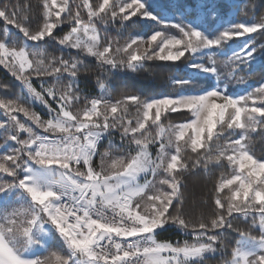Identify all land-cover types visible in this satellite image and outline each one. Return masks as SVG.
<instances>
[{
	"label": "snow or ice",
	"instance_id": "obj_1",
	"mask_svg": "<svg viewBox=\"0 0 264 264\" xmlns=\"http://www.w3.org/2000/svg\"><path fill=\"white\" fill-rule=\"evenodd\" d=\"M157 4L159 12L148 0L0 5V65L21 89L0 98V264H264V154L255 151L257 137L264 143V44L257 55L252 35L264 38V3L248 0L250 18L227 26L235 0H196L192 12L182 0ZM140 21L155 23L150 35L123 43L109 35L122 39ZM242 37L239 51L220 53L222 72L215 50ZM177 61L192 76L173 70L165 83L191 94L123 90L121 73ZM93 75L99 94L87 95L81 80ZM239 86L245 91L234 94ZM213 173L207 198L193 204L210 211L193 219L186 180ZM172 228L182 241L158 239Z\"/></svg>",
	"mask_w": 264,
	"mask_h": 264
},
{
	"label": "trees",
	"instance_id": "obj_2",
	"mask_svg": "<svg viewBox=\"0 0 264 264\" xmlns=\"http://www.w3.org/2000/svg\"><path fill=\"white\" fill-rule=\"evenodd\" d=\"M168 1V0H167ZM187 3H190L191 0H183ZM5 2L9 3H17L18 0H0V5H2ZM19 2L23 3L25 0H19ZM34 8L39 5L40 0H30ZM78 3L79 0H76ZM259 2L264 3V0H259ZM149 3V1H148ZM235 3L239 5V8H235V17L236 19L239 20H245L250 18V10H249V15L245 14V9L244 5L248 3V0H235ZM150 5V10H153L152 5ZM155 11V10H153ZM261 11H264L262 9ZM86 18V14H85ZM133 19H136L135 17ZM148 21H140L138 24L131 25L129 28L126 30H123V38L121 39L120 37H117L116 35V30H112V32L109 33L110 36H112L114 39H120V42L123 43L125 39L137 35L141 36H148L150 33H152L154 28H146L145 24ZM131 23V22H129ZM98 29L102 28L101 25L97 24L96 25ZM11 28V26H8ZM64 28V31L67 32L70 30L71 25L70 24H65L62 26ZM5 30V25L2 20H0V36L3 35V32ZM12 33L16 34L17 36H20L22 38V34L17 33V30L12 28L11 29ZM64 33L62 32L61 35ZM103 35V33H101ZM256 36V41L253 46L257 47V55L260 54V45L264 44V38H261L258 34H252ZM232 45L234 48H241L243 47L244 43H228ZM227 43L223 48L227 49ZM47 48V51L51 55H56L59 56L60 53L56 51L54 48L45 45ZM221 48V50L223 49ZM232 53V51L228 52ZM184 58H182V61ZM182 61H177L175 62L176 64H180L179 66H171V67H166V68H155L151 73L150 72H142V73H129L127 75L121 73V79H122V86L123 90H126L129 93H141L145 96H156L160 94H174L175 92L177 94H190L192 90L190 89H174L171 86H168L165 83V80L174 75L173 70L177 72V75L179 77L183 78H188V70L186 69L185 64H181ZM223 60L217 58V63L218 67L220 70L224 73L228 71V68H222ZM155 64H164V63H172V62H161V61H155ZM82 76L85 75H90V74H81ZM258 80V77L254 78L253 80L249 81L250 84L255 85V81ZM34 87L37 88V90H40V85H39V80L34 79L33 81ZM3 84H8L11 87L8 89H0V98H6V99H15L17 95L20 94L21 89L19 88L20 86L18 85L19 82L15 81V78L11 76V74L2 66L0 65V85ZM96 85V79L95 76H92V79L86 80L82 79L81 80V88L85 91V94L87 95H98L99 94V88L95 86ZM46 99H49V102L52 103L50 98L47 96L45 97ZM26 107H29L31 111H35L38 113L42 119H47V108L44 107V105L40 104L39 102H33V101H28L25 104ZM53 106H55L53 104ZM15 115L18 116V118L22 122H27L28 124H31L32 122L30 120H27L26 117L22 113H15ZM174 116H180V114H173ZM186 116H189L190 114H185ZM183 118V117H181ZM7 117L4 115L3 110L0 109V122H3L6 120ZM33 128L39 132L41 131L40 129H36L35 125H32ZM23 135V134H22ZM118 139V137H117ZM3 143V140L0 139V144ZM102 150V149H101ZM255 151L257 155H262L264 154V143H261L259 141V138L257 137V142L255 145ZM98 163V161H96ZM219 173H213L211 175L205 176V175H200V176H189L186 180L187 188H186V211L188 214L193 218H197L200 215H207L210 211L209 208L206 206H201V207H194L193 204L194 202H202L203 199L207 198V194L210 192V190L213 187V184L216 182V179L218 177ZM167 227V226H166ZM159 240L161 241H172L175 242L177 240H183L184 237L182 234H179L177 230L174 228L163 232L159 237ZM210 264H215L214 261L210 262Z\"/></svg>",
	"mask_w": 264,
	"mask_h": 264
},
{
	"label": "rangeland",
	"instance_id": "obj_3",
	"mask_svg": "<svg viewBox=\"0 0 264 264\" xmlns=\"http://www.w3.org/2000/svg\"><path fill=\"white\" fill-rule=\"evenodd\" d=\"M148 1H149V3L152 5L153 10H155L156 12H159V11H160V9H159V7H158V4H157V0H148ZM160 2H161V3H165V2H168V1H167V0H160ZM182 2H183L186 6H189V7L187 8V10H188L189 12H192V11H194V10H195V11H199V9H193L192 7H190V5L193 4V3H195L196 0H191L190 3H187V2H185V1H183V0H182ZM175 12H176V9L173 7V8L171 9V12L169 13V15H174ZM233 18L236 19V17H235V8L230 7V8L226 11V14L223 16V18H222V22L225 23V26H227V22L230 21V20H232ZM202 20H203V13H201L200 16L198 17V22H200V21H202ZM236 20H237V19H236ZM145 27H146V28H149V29H150V28H155V23H154L153 21H148V22L145 24ZM150 34H151V33H150ZM150 34H149V35H150ZM145 37H146V36H145ZM243 39H246V37L238 38V40L234 39V40H232V41H228L227 44H228V43H244V41H241V40H243ZM239 41H240V42H239ZM29 43H31V42H29ZM241 48H242V47H241ZM241 48H234L232 45L228 44V45H227V49L223 48L222 50H221V49H217V50H215V54L217 55V58L223 60V62H222V64H221L222 68H227L226 65H225V63H224V61L227 59V57H226L225 55H221L220 53H227L228 55H231L230 53H228L229 51H230V52H231V51H232V52H234V51H239ZM186 69L188 70V75H189V77H191L192 74H193V72H194V70L191 69V68H189L187 65H186ZM189 77H188V78H189ZM206 79H207V77H206L204 74H201V76L199 77L200 82H204ZM244 87H246V86H239V88L236 89V90L234 91V94H237V95L243 94V92L245 91ZM180 90H182V89H180ZM190 94H191V93H190ZM47 234H48L49 236L55 235V231H54V229H52V228H48V232H47Z\"/></svg>",
	"mask_w": 264,
	"mask_h": 264
}]
</instances>
